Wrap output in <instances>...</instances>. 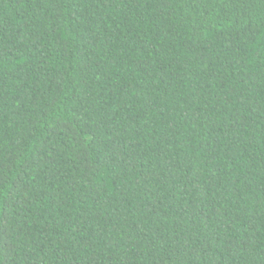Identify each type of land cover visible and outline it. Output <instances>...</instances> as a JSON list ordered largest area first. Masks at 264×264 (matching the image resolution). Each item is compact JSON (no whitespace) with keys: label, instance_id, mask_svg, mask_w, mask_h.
Masks as SVG:
<instances>
[{"label":"trees","instance_id":"1","mask_svg":"<svg viewBox=\"0 0 264 264\" xmlns=\"http://www.w3.org/2000/svg\"><path fill=\"white\" fill-rule=\"evenodd\" d=\"M0 264H264V0H0Z\"/></svg>","mask_w":264,"mask_h":264}]
</instances>
